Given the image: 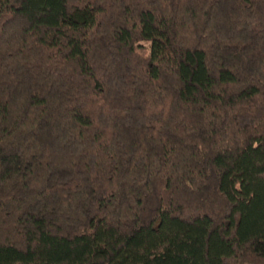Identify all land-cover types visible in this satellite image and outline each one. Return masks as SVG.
<instances>
[{
  "label": "trees",
  "instance_id": "1",
  "mask_svg": "<svg viewBox=\"0 0 264 264\" xmlns=\"http://www.w3.org/2000/svg\"><path fill=\"white\" fill-rule=\"evenodd\" d=\"M0 264H264V0H0Z\"/></svg>",
  "mask_w": 264,
  "mask_h": 264
}]
</instances>
